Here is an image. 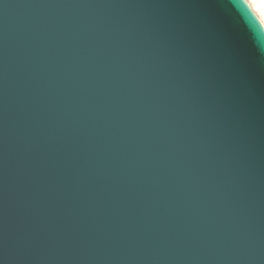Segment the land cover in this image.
<instances>
[{
	"label": "water",
	"instance_id": "water-1",
	"mask_svg": "<svg viewBox=\"0 0 264 264\" xmlns=\"http://www.w3.org/2000/svg\"><path fill=\"white\" fill-rule=\"evenodd\" d=\"M238 2L0 0V264H264Z\"/></svg>",
	"mask_w": 264,
	"mask_h": 264
},
{
	"label": "bare ground",
	"instance_id": "bare-ground-1",
	"mask_svg": "<svg viewBox=\"0 0 264 264\" xmlns=\"http://www.w3.org/2000/svg\"><path fill=\"white\" fill-rule=\"evenodd\" d=\"M247 2L252 7L259 19L264 17V0H247Z\"/></svg>",
	"mask_w": 264,
	"mask_h": 264
},
{
	"label": "clouds",
	"instance_id": "clouds-1",
	"mask_svg": "<svg viewBox=\"0 0 264 264\" xmlns=\"http://www.w3.org/2000/svg\"><path fill=\"white\" fill-rule=\"evenodd\" d=\"M241 4L243 5V0H240V2L236 3L235 6H238ZM260 19H261V24L264 25V17H261ZM259 50H260L261 54H264V45H261Z\"/></svg>",
	"mask_w": 264,
	"mask_h": 264
}]
</instances>
